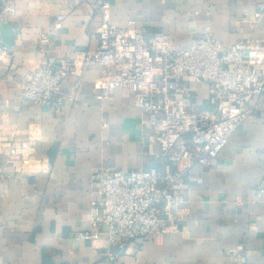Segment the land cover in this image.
Returning <instances> with one entry per match:
<instances>
[{
	"label": "crops",
	"instance_id": "obj_1",
	"mask_svg": "<svg viewBox=\"0 0 264 264\" xmlns=\"http://www.w3.org/2000/svg\"><path fill=\"white\" fill-rule=\"evenodd\" d=\"M99 1L110 2L114 24L135 18L145 35L167 34L176 46L204 28L224 44L248 36L264 43V15L254 29L244 21L264 0ZM0 10L9 50L0 68V264H108L103 237L77 236L88 227L91 200L99 198L90 172L163 168L154 131L127 88L108 101L96 98L97 64L64 78L61 90L74 99L60 108L23 101L21 82L30 69L97 45L100 14L86 0H0ZM183 81L191 108L214 107L207 83ZM246 108L250 115L214 161L195 164L185 176L176 229L132 240L116 264H264V195L256 196L264 186V95H252ZM22 141L27 146L13 169L1 152Z\"/></svg>",
	"mask_w": 264,
	"mask_h": 264
},
{
	"label": "built area",
	"instance_id": "obj_2",
	"mask_svg": "<svg viewBox=\"0 0 264 264\" xmlns=\"http://www.w3.org/2000/svg\"><path fill=\"white\" fill-rule=\"evenodd\" d=\"M100 14L97 45L80 50L68 61L45 62L30 69L21 82L23 101L60 108L65 99L64 78H79L92 64L100 66L96 98L108 101L117 88H127L154 131L163 168L150 166L130 171L94 167L89 182L99 193L90 202L89 224L77 233L81 239L104 238L108 264H116L130 242L152 232L175 230L180 206L185 202V176L192 166H209L227 144L232 132L250 115L247 102L264 95V43L248 36L231 44L215 38L208 28L185 46H176L167 34H144L135 18L118 26L110 19V2L86 0ZM264 15V3L244 21L254 29ZM65 18L56 16L55 27ZM6 13L0 10V25ZM40 37L46 39L45 32ZM9 56L0 35V68ZM191 77L208 85L213 108L189 105ZM13 142L1 152L13 169L19 167L20 149ZM264 195L261 186L256 196ZM241 251L242 246H237Z\"/></svg>",
	"mask_w": 264,
	"mask_h": 264
},
{
	"label": "water",
	"instance_id": "obj_3",
	"mask_svg": "<svg viewBox=\"0 0 264 264\" xmlns=\"http://www.w3.org/2000/svg\"><path fill=\"white\" fill-rule=\"evenodd\" d=\"M0 30L1 31H4V30L6 31V30H8V28H7V26L1 25Z\"/></svg>",
	"mask_w": 264,
	"mask_h": 264
}]
</instances>
